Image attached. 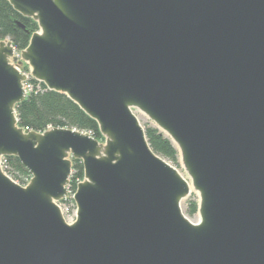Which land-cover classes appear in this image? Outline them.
<instances>
[{"label":"water","instance_id":"water-1","mask_svg":"<svg viewBox=\"0 0 264 264\" xmlns=\"http://www.w3.org/2000/svg\"><path fill=\"white\" fill-rule=\"evenodd\" d=\"M38 24L20 57L104 141L18 125L26 76L0 39V264H264V0H8ZM23 27L22 24H20ZM134 110L177 149L150 146ZM83 165L65 222L72 159ZM195 191L196 222L181 204Z\"/></svg>","mask_w":264,"mask_h":264},{"label":"trees","instance_id":"trees-1","mask_svg":"<svg viewBox=\"0 0 264 264\" xmlns=\"http://www.w3.org/2000/svg\"><path fill=\"white\" fill-rule=\"evenodd\" d=\"M37 30L38 24L35 20L21 15L8 0H0V39L9 38L15 49L21 51L27 46L30 35ZM25 67L27 71L28 66ZM29 81L33 89L16 105L19 126L35 131H43L51 127H70L87 131L97 140L104 141L97 122L66 94L48 89L43 82L32 77ZM144 128L151 148L173 164L177 163L178 151L171 141L150 122H147ZM4 158L5 170L14 180L22 182L29 175L18 157L7 155ZM82 179V162L73 158L70 187L74 189L76 182ZM187 205L189 215L197 212L196 201H189Z\"/></svg>","mask_w":264,"mask_h":264},{"label":"rangeland","instance_id":"rangeland-1","mask_svg":"<svg viewBox=\"0 0 264 264\" xmlns=\"http://www.w3.org/2000/svg\"><path fill=\"white\" fill-rule=\"evenodd\" d=\"M17 54H19V57L16 59V61L14 62V65L16 66V67H18V69L23 73V72H25L26 71V67L25 66H28V64L26 63V62H24L23 60H22V58L20 57V51H18L17 50ZM29 68V67H28ZM134 112H135V114H136V116H137V118H138V120H139V122L144 126L147 122H150L149 121V119L146 117V116H144L143 114H141V113H139L138 111H136V110H134ZM165 159V158H164ZM166 161H168L169 163H171L173 166H175L176 168H177V170L185 177V178H187V180H189V177H188V175H187V173H186V171L184 170V168H183V166H182V164H181V161H180V158H179V154H178V159H177V163H172V162H170L169 160H167V159H165ZM6 175H8V174H6ZM9 176V175H8ZM12 180H13V178H12ZM69 180H70V178H69ZM14 181V180H13ZM190 181V180H189ZM17 182V181H16ZM77 183V182H76ZM17 184H19V183H17ZM77 185V184H76ZM71 194H72V192H71ZM198 195H197V193L195 192V191H192L191 192V194L190 195H188V197L186 198V199H184V201L182 202V204H181V209H182V211H183V213L189 218V220H191V221H193V222H196V221H198V219H199V215H198V213L196 212V213H194V214H192V215H189L188 213H187V204H188V202L189 201H192V200H194V201H196L197 203H198ZM73 204V201H72V199H71V196H69L68 195V197L66 198V200L65 201H61V203L60 204H58L60 207H61V211H62V213H63V215H65L66 217L67 216H70V215H72L73 214V212H74V206L72 205Z\"/></svg>","mask_w":264,"mask_h":264},{"label":"built area","instance_id":"built-area-1","mask_svg":"<svg viewBox=\"0 0 264 264\" xmlns=\"http://www.w3.org/2000/svg\"><path fill=\"white\" fill-rule=\"evenodd\" d=\"M18 52H16V54H17ZM17 56L19 57V54H17ZM17 57V58H18ZM13 64H14V62H13ZM16 67V66H15ZM18 68V67H17ZM23 74L26 76V79H25V81L23 82V88H24V90H25V92H26V94L30 91V90H32L33 89V85H32V83H30V81H29V79L31 78V75H30V70H27V71H25V72H23ZM0 167H1V169L3 170V172L5 173V174H8L7 173V171L5 170V158H4V156L3 157H1V159H0ZM72 173V172H71ZM9 175V174H8ZM9 177L12 179V177L9 175ZM30 177H31V175L29 174L27 177H25L24 179H23V181L21 182V181H17V180H14L16 183H19L20 185H22V186H25L27 183H28V181H29V179H30ZM80 181V180H79ZM79 181H77V183L79 182ZM70 182V181H69ZM76 183V184H77ZM75 190H76V186H75V188L74 189H72L71 187H70V183H68V185H67V195L64 197V198H62V199H60V200H58V201H56V204L58 205V204H60L61 203V201H65L66 200V198L68 197V195L69 196H71V199H72V201H73V206H74V212H73V214L72 215H70V216H65V215H63V213H62V216H63V218H64V220H65V222H68V220H70V222L72 223L75 219H76V216H77V208H76V205H75V202H74V200H73V195H74V192H75ZM71 192H72V194H71ZM59 206V205H58Z\"/></svg>","mask_w":264,"mask_h":264},{"label":"bare ground","instance_id":"bare-ground-1","mask_svg":"<svg viewBox=\"0 0 264 264\" xmlns=\"http://www.w3.org/2000/svg\"><path fill=\"white\" fill-rule=\"evenodd\" d=\"M17 68V67H16ZM18 69V68H17ZM19 70V69H18ZM20 71V70H19ZM59 209L61 210V207L59 206ZM62 212V211H61ZM67 223H71L70 220H68Z\"/></svg>","mask_w":264,"mask_h":264}]
</instances>
